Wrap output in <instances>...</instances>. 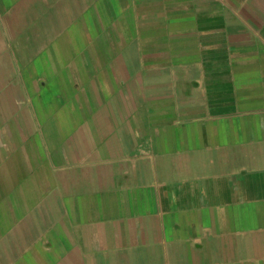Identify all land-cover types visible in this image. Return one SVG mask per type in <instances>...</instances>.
Segmentation results:
<instances>
[{
	"label": "crops",
	"instance_id": "1",
	"mask_svg": "<svg viewBox=\"0 0 264 264\" xmlns=\"http://www.w3.org/2000/svg\"><path fill=\"white\" fill-rule=\"evenodd\" d=\"M6 1L0 264H264V0Z\"/></svg>",
	"mask_w": 264,
	"mask_h": 264
},
{
	"label": "rangeland",
	"instance_id": "2",
	"mask_svg": "<svg viewBox=\"0 0 264 264\" xmlns=\"http://www.w3.org/2000/svg\"><path fill=\"white\" fill-rule=\"evenodd\" d=\"M11 4V3H10ZM11 5L8 6L6 0H0V58H4L0 62V69L3 72H7V57L8 54H12V50L9 49V45L13 44V40L16 36L23 33H13V28L9 29V26L14 21V17L11 12ZM17 102H23L22 97H17ZM8 96H0V137L7 140L8 137Z\"/></svg>",
	"mask_w": 264,
	"mask_h": 264
}]
</instances>
